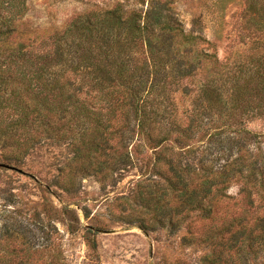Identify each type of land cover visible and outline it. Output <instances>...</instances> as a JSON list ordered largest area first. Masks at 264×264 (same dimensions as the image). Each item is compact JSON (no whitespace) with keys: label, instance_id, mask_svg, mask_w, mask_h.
<instances>
[{"label":"trees","instance_id":"1","mask_svg":"<svg viewBox=\"0 0 264 264\" xmlns=\"http://www.w3.org/2000/svg\"><path fill=\"white\" fill-rule=\"evenodd\" d=\"M231 1L215 6L224 12ZM27 2L0 0L5 165L64 141L76 170L103 185L141 170L134 200L152 214L150 225L137 221L145 233L176 230L175 217L198 213L219 216L238 251L246 239L249 252L256 232L264 245V133L248 128L264 120V0H242L246 36L257 44L243 61H221L200 20L188 32L175 0L80 14L39 43L20 32ZM235 185L238 198L228 195ZM230 201L235 208L220 214Z\"/></svg>","mask_w":264,"mask_h":264},{"label":"rangeland","instance_id":"2","mask_svg":"<svg viewBox=\"0 0 264 264\" xmlns=\"http://www.w3.org/2000/svg\"><path fill=\"white\" fill-rule=\"evenodd\" d=\"M216 0H175L173 8L190 32L200 20L204 36L215 46L221 61L245 60L257 52L243 25L242 0L227 3L224 12ZM150 0H28L20 21L25 41L48 38L62 31L75 16L122 5L127 12H145ZM220 16V17H219ZM264 133V120L248 123ZM264 148V145H263ZM0 150V164L5 165ZM69 143L47 140L13 168L0 167V264H264L259 233L231 245L232 234L220 231L219 216L204 219L198 213L178 229L150 225L151 212L134 199L141 182L140 169L117 175L103 185L96 177L76 170ZM144 179V178H142ZM239 186L228 195L238 198ZM234 202L220 205L233 210ZM249 224L253 221L249 219ZM89 233V231H91ZM89 241L96 243L91 248Z\"/></svg>","mask_w":264,"mask_h":264},{"label":"water","instance_id":"3","mask_svg":"<svg viewBox=\"0 0 264 264\" xmlns=\"http://www.w3.org/2000/svg\"><path fill=\"white\" fill-rule=\"evenodd\" d=\"M0 167L9 168V166L4 165V164H0ZM10 169H14V168H10Z\"/></svg>","mask_w":264,"mask_h":264}]
</instances>
